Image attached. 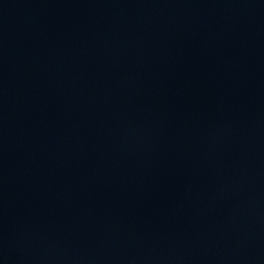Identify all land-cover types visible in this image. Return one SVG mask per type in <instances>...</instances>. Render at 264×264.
<instances>
[{
  "label": "water",
  "instance_id": "95a60500",
  "mask_svg": "<svg viewBox=\"0 0 264 264\" xmlns=\"http://www.w3.org/2000/svg\"><path fill=\"white\" fill-rule=\"evenodd\" d=\"M0 264H264V0H0Z\"/></svg>",
  "mask_w": 264,
  "mask_h": 264
}]
</instances>
